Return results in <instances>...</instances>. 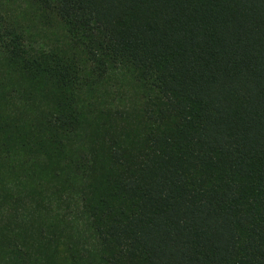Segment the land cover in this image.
Returning <instances> with one entry per match:
<instances>
[{
  "label": "trees",
  "instance_id": "obj_1",
  "mask_svg": "<svg viewBox=\"0 0 264 264\" xmlns=\"http://www.w3.org/2000/svg\"><path fill=\"white\" fill-rule=\"evenodd\" d=\"M0 264H264V0H0Z\"/></svg>",
  "mask_w": 264,
  "mask_h": 264
},
{
  "label": "rangeland",
  "instance_id": "obj_2",
  "mask_svg": "<svg viewBox=\"0 0 264 264\" xmlns=\"http://www.w3.org/2000/svg\"><path fill=\"white\" fill-rule=\"evenodd\" d=\"M52 42L64 43V35L58 31L51 32L49 34ZM111 91L117 98V102L121 106H131L140 97V92L138 86L132 81L128 76H121L114 79L110 84Z\"/></svg>",
  "mask_w": 264,
  "mask_h": 264
}]
</instances>
